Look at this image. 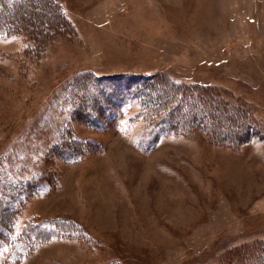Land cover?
Segmentation results:
<instances>
[{
    "label": "rangeland",
    "instance_id": "rangeland-1",
    "mask_svg": "<svg viewBox=\"0 0 264 264\" xmlns=\"http://www.w3.org/2000/svg\"><path fill=\"white\" fill-rule=\"evenodd\" d=\"M45 1L64 24L0 35V159L10 180L49 184L0 212V264H264V0ZM83 74L205 91L253 138L192 127L153 143L139 100L86 124L57 105ZM65 127L77 161L56 150ZM45 219L60 220L10 257Z\"/></svg>",
    "mask_w": 264,
    "mask_h": 264
},
{
    "label": "trees",
    "instance_id": "trees-1",
    "mask_svg": "<svg viewBox=\"0 0 264 264\" xmlns=\"http://www.w3.org/2000/svg\"><path fill=\"white\" fill-rule=\"evenodd\" d=\"M38 8L47 10L46 14L41 13ZM26 11H28L27 14ZM43 20L45 23L51 20L56 27L58 24H64L61 15L56 12L55 6L46 3L45 0H0V35L7 37L23 30L28 35L43 36V27L45 30ZM154 85L158 87V91L162 95L161 103L154 101V99L157 100L151 92L155 90ZM67 91L63 94L64 101L61 100L57 105L68 106V101L71 100L74 107L73 111L71 110L72 116L98 128L107 124L111 119L112 112H118L127 103L139 100L142 105L140 115H143L150 123L149 127L154 132L153 143L158 142L163 134L173 133L177 135L192 127H201L210 134H218L226 142L236 140L241 143V141L245 142L252 139L254 135L253 128H250L243 121L242 115L236 114L233 118L225 117L223 111L212 105L214 102L205 91L201 93L194 87L187 88L164 78L156 79L151 75L144 74L112 76L83 74L78 76L71 86L67 87ZM66 95L67 98L65 99ZM150 102L154 104H149ZM160 109L166 111L163 116L160 118L153 117L154 113L158 114ZM61 133V140L56 147L58 155L64 161L79 160L87 148H81L74 144L73 141L76 140V136L70 133L66 127ZM66 133L71 135L69 140H67ZM41 179L42 177L35 178L26 184L12 181L7 177L0 159V212L8 213L10 209H15L25 196L35 194L49 185L48 181ZM59 220L45 219L43 222L36 223L34 230H28L25 236L27 238L13 244V252L10 257L13 259L20 258L30 248L29 242L30 239L33 240L35 231L44 228L49 229ZM5 224H8L7 217L6 221L0 222L2 231H5ZM1 249H3L2 246H0Z\"/></svg>",
    "mask_w": 264,
    "mask_h": 264
}]
</instances>
